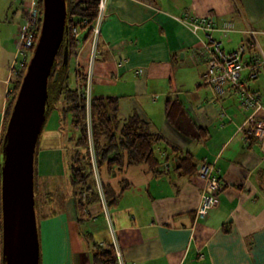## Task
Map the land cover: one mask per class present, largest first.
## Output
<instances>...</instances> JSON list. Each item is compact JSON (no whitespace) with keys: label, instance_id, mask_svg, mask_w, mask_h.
<instances>
[{"label":"crops","instance_id":"obj_1","mask_svg":"<svg viewBox=\"0 0 264 264\" xmlns=\"http://www.w3.org/2000/svg\"><path fill=\"white\" fill-rule=\"evenodd\" d=\"M30 1L37 4L0 0V142L19 73L11 66L21 60L18 41ZM188 16H213L208 33L223 51L245 45L243 77L252 42L264 53V0L106 1L96 35L91 95L118 97L121 123L133 114L147 122L150 132L161 137L157 149L166 160L158 175L144 165H122L102 177L120 193L107 208L110 222L125 264H264V138L244 131L251 110L238 107L230 88L217 96L203 81L208 34L194 31ZM226 21L232 24L229 31L221 27ZM84 35L81 30L77 37L73 65L81 72L92 48ZM246 85L261 95L263 108L255 115L264 118V69ZM168 99L181 102L185 133L167 120ZM66 116L57 106L49 108L36 146L34 192L44 215L38 226L40 264H94L92 245L111 242V236L100 205L84 208L80 222L75 187L62 186L67 160L78 149L72 140L78 130L64 129ZM164 146L190 153L195 166L213 165L221 189L207 219H195L202 180L195 171L180 174L174 153L163 151ZM120 181L128 187L121 189Z\"/></svg>","mask_w":264,"mask_h":264},{"label":"trees","instance_id":"obj_2","mask_svg":"<svg viewBox=\"0 0 264 264\" xmlns=\"http://www.w3.org/2000/svg\"><path fill=\"white\" fill-rule=\"evenodd\" d=\"M98 0H66V23L63 40L54 59L51 72L47 82V104L48 108L55 107V101L63 95L65 105L61 108L62 115L70 116V124L78 130L74 141L75 152L70 158V181L75 187V205L78 211V220L81 222L83 209L88 205L99 201V194L93 178L91 157L88 150V134L86 126V101L83 95L85 72L70 68L72 58H76L78 42L72 36L73 26L81 24L85 30L83 39L91 36L90 27L94 23L97 15ZM67 47V64L62 63L63 47ZM98 46V45H97ZM24 70L22 69L15 77L10 90V99L7 104L6 121L13 104L17 89ZM57 73L56 80L54 79ZM72 75V76H71ZM73 77L74 85L70 84ZM88 113L90 117V134L93 146V155L97 170L100 175V183L105 203L108 208L115 204L120 193L115 192L112 187L103 181V176H112L122 165L137 166L144 165L147 171L158 175L162 171V166L166 160L159 154L162 150L157 147L161 143V137L150 132L147 122L137 115H131L121 123L118 118V97H94L91 96ZM165 115L170 124L181 132L185 133L182 124H188L184 115L181 102L178 99H168L165 101ZM199 135H197L198 137ZM3 146V136L0 142V166L1 149ZM174 153L177 166L175 169L184 175L192 174L195 171V164L192 155L188 152L180 153L174 147L164 146L163 151ZM36 154V151H35ZM35 172V160H34ZM35 174V173H34ZM124 189L128 183L121 182ZM85 194L84 200L81 194ZM35 210L37 217V205L35 197ZM38 225V223H37ZM1 231V230H0ZM1 249V241H0ZM92 259L94 264H117L116 255L110 242L94 243L92 245ZM2 264V261H1Z\"/></svg>","mask_w":264,"mask_h":264},{"label":"water","instance_id":"obj_3","mask_svg":"<svg viewBox=\"0 0 264 264\" xmlns=\"http://www.w3.org/2000/svg\"><path fill=\"white\" fill-rule=\"evenodd\" d=\"M40 27L11 106L1 149L0 234L2 264H40L34 160L49 110L47 82L66 23V0H41ZM67 47L62 63L67 64ZM57 73L54 79L57 78Z\"/></svg>","mask_w":264,"mask_h":264},{"label":"built area","instance_id":"obj_4","mask_svg":"<svg viewBox=\"0 0 264 264\" xmlns=\"http://www.w3.org/2000/svg\"><path fill=\"white\" fill-rule=\"evenodd\" d=\"M106 1L107 0H98L97 15L94 20L95 25H92L91 36L88 39L92 43V48L88 67L84 71V76L87 78L88 83L86 84V88L83 92L87 109L92 96L90 91L91 84H89V80L92 79V67L94 61H96L95 48L97 45L96 35L98 33V23L101 18L102 11L105 8ZM25 13V24L20 30V37L18 41V53L21 60L18 62V66H16V64L11 66V71L13 73L20 72L26 64L29 57V51L32 50L35 44L40 27L41 14L38 13L37 5L34 1H30V3L27 4ZM189 18H191L190 22L192 23L194 31L204 30L208 34L207 42L204 44V48L208 51V56L206 57L207 68L203 73V81L211 87L212 91L217 96L224 94L225 86L230 88L235 94L238 107L244 110H251V113L246 118L244 131H247L248 134L254 138L263 139L264 118H258L255 115L256 110L263 108L262 97L257 91L250 90L246 85L247 81L256 79L261 69H264V53L262 49L255 41L252 42L251 47L254 48V51L252 52V56L250 58V67L248 68L247 74L243 77L242 71L247 66L245 58V45H239L237 48L229 52H225L220 49L219 44L211 40V37L209 36L208 32L212 30V25L215 21L213 16H208L198 20L193 17ZM221 27L225 31H229L232 28V24L231 22L226 21L222 23ZM74 30L75 29H72V33ZM250 33L253 35L252 31H250ZM88 139V150L91 157V164L99 194V200H101L104 204L105 200L101 189L100 177L97 173L93 149L90 144L89 133ZM195 173L202 180L199 201L195 209V219H207L209 210L212 209L216 203L217 193L221 189V183L219 176L213 169L212 164L205 162L198 164L195 166ZM81 198L84 200V193L81 194ZM102 211L106 222L108 223V230L111 236L110 243L113 246L117 264H125L122 260L121 251L117 244L114 228L110 222L108 209L104 207Z\"/></svg>","mask_w":264,"mask_h":264},{"label":"rangeland","instance_id":"obj_5","mask_svg":"<svg viewBox=\"0 0 264 264\" xmlns=\"http://www.w3.org/2000/svg\"><path fill=\"white\" fill-rule=\"evenodd\" d=\"M37 10H38V13L39 14H41V12H42V2H41V0H37ZM26 9V8H25ZM82 23L81 24H79V25H77V26H73V29H75L74 30V32L72 33V36H73V38H75V40H76V43L78 42V35H79V32L81 31V30H84V29H82V26L81 25H83V24H85V21H81ZM90 32H92V28L90 27ZM85 31V30H84ZM83 40H87V38L86 39H83ZM90 42V41H89ZM78 44V43H77ZM97 47V46H96ZM29 56H31V50L29 51ZM96 62V61H95ZM73 65H74V58H72L71 59V62H70V69L71 70H73ZM25 66V65H24ZM24 66H23V69H24ZM74 69H76V68H74ZM72 76V75H71ZM83 81H84V89L86 88V84L88 83V81H87V78H84L83 79ZM92 79H90L89 80V84H92ZM70 84L71 85H74V83H73V77L71 78V81H70ZM90 91H91V85H90ZM65 105V102H64V99H63V95H61L56 101H55V106H57V107H59L60 109L63 107ZM68 118H69V115H67L66 116V118H65V122H64V124H65V126L66 127H64V129L66 130V131H71L72 132V130L74 129L70 124H69V121H68ZM86 126H87V134L89 133L90 134V117H89V113H88V109H87V111H86ZM69 128V129H68ZM71 129V130H70ZM73 131H75V130H73ZM78 132V131H77ZM73 139L72 140H74L75 141V139H76V137H72ZM88 143H89V139H88ZM90 144H91V147H92V149H93V146H92V142H91V134H90ZM76 146V145H75ZM88 146H89V144H88ZM76 148H78V147H76ZM75 152V151H74ZM72 155V154H71ZM70 161H69V159L67 160V165H66V168H67V174L65 175V179L63 180V181H61L62 183H63V185L62 186H65V185H67L68 186V184H69V187H70V189L72 190V188H73V184L71 183L70 184V182H69V178H70ZM214 169V168H213ZM215 171V170H214ZM97 173H98V175H99V172H98V170H97ZM196 174V173H195ZM197 175V174H196ZM99 177H100V175H99ZM93 178H94V181H95V177H94V174H93ZM65 192H67V191H65V188L64 189H62V193H65ZM218 194V193H217ZM105 200V199H104ZM105 202V201H104ZM99 205H100V208L103 210V208L105 207V208H108V206H107V204L106 203H102V201L101 200H99L98 202H97ZM36 205L38 206V204H37V200H36ZM45 211V210H44ZM42 211H38V213H37V223H38V226H40V223H41V220L44 218V215L41 213ZM47 213H46V211H45V215H46ZM50 214V213H49ZM1 235V234H0ZM0 264H1V249H0Z\"/></svg>","mask_w":264,"mask_h":264}]
</instances>
